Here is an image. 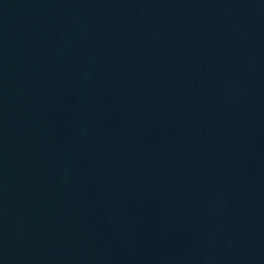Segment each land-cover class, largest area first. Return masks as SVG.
Listing matches in <instances>:
<instances>
[{
    "label": "water",
    "instance_id": "95a60500",
    "mask_svg": "<svg viewBox=\"0 0 264 264\" xmlns=\"http://www.w3.org/2000/svg\"><path fill=\"white\" fill-rule=\"evenodd\" d=\"M0 264H264V0H0Z\"/></svg>",
    "mask_w": 264,
    "mask_h": 264
}]
</instances>
